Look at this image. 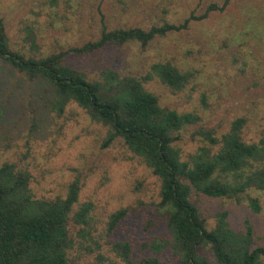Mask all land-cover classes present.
<instances>
[{"label":"rangeland","instance_id":"1","mask_svg":"<svg viewBox=\"0 0 264 264\" xmlns=\"http://www.w3.org/2000/svg\"><path fill=\"white\" fill-rule=\"evenodd\" d=\"M222 2L0 0V18L10 48L39 58L96 40L103 25L108 30L179 25L190 13L200 16L208 5ZM66 62L89 80L100 79L106 69L121 76H149L144 87L162 107L195 113L200 121L181 134L184 158L207 145L198 136L190 138L196 130L213 131L219 139L237 118L246 121L242 130L246 142L264 138V0H230L222 12L192 22L186 30L158 37L145 47L138 43L107 46L91 55H68ZM158 63L187 73L185 87L172 91L162 84L151 70ZM51 98L45 82L27 80L0 62V165L12 163L28 173L29 188L37 199L64 197L69 184L77 181L80 191L72 213L84 203L92 205L91 222L81 236L79 226H69L74 242L69 258L78 264H97L99 256L106 263L136 264L156 256L162 264H179L169 248L159 253L150 248L153 241L170 238L164 216L157 210L158 178L121 140L103 148L107 129L91 121L75 103L59 115L52 112ZM248 195L257 199V212L247 201L236 204L198 196L194 202L208 229L214 226L216 215L226 211L231 229L241 230L249 221L255 244L261 246L264 192ZM121 209H128V215L108 233L110 216ZM117 243L129 245L128 262L115 249ZM204 255L216 264L210 253Z\"/></svg>","mask_w":264,"mask_h":264},{"label":"trees","instance_id":"2","mask_svg":"<svg viewBox=\"0 0 264 264\" xmlns=\"http://www.w3.org/2000/svg\"><path fill=\"white\" fill-rule=\"evenodd\" d=\"M229 3L230 0H223L221 5L212 3L202 15L190 13L179 25L165 23L146 30H108L103 25L96 40L39 58L26 57L10 48L0 18V62L27 80L45 82L52 93L49 100L52 112L59 115L70 103H75L91 121L107 129L103 148L121 140L158 178L157 210L164 216L170 238L153 241L150 248L152 253L169 248L179 264H211L204 252L210 253L216 264L264 262V243L255 244L249 221L244 222L243 229L233 230L227 222L228 213L223 211L208 229L194 202L198 196L223 198L236 204L247 201L248 207L257 212L258 201L248 194L264 192V138L246 142L242 137L246 121L241 117L219 139L213 131L196 130L190 138L198 136L207 145L184 158L179 145L181 134L200 121L195 113H178L162 107L156 95L144 87L149 76H121L106 69L100 73V79L89 80L83 72L69 66L66 57L91 55L107 46L128 43L145 47L158 37L186 30L192 22L222 12ZM28 35L32 37V33ZM32 46L36 49L33 42ZM151 70L172 91L182 90L188 82L187 73L168 63L155 64ZM29 180L28 173L16 165L8 162L0 165V264H78L68 256L74 244L69 226H79V236L85 232L91 222V203L82 204L72 213L80 191L77 181L69 184L64 197L37 199L31 193ZM128 213V209L113 213L108 233ZM115 249H119L124 261H129L131 251L127 243H117ZM97 264L113 263H106L99 256ZM136 264L162 262L150 256Z\"/></svg>","mask_w":264,"mask_h":264}]
</instances>
